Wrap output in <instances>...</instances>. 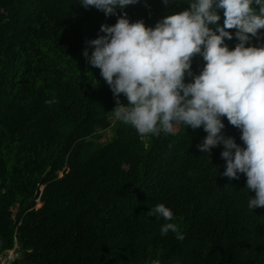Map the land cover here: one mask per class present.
I'll list each match as a JSON object with an SVG mask.
<instances>
[{"label": "trees", "instance_id": "obj_1", "mask_svg": "<svg viewBox=\"0 0 264 264\" xmlns=\"http://www.w3.org/2000/svg\"><path fill=\"white\" fill-rule=\"evenodd\" d=\"M188 7L139 0L123 11L154 26ZM120 14L77 0H0V264H264V206L247 207L243 173L222 175V145L203 154L202 127L141 135L115 119L113 94L82 52ZM203 64L195 54L193 74ZM159 203L171 220L147 215ZM166 223L184 239L162 235ZM11 248L19 255L9 262Z\"/></svg>", "mask_w": 264, "mask_h": 264}, {"label": "clouds", "instance_id": "obj_2", "mask_svg": "<svg viewBox=\"0 0 264 264\" xmlns=\"http://www.w3.org/2000/svg\"><path fill=\"white\" fill-rule=\"evenodd\" d=\"M77 2L105 16L121 10L114 24L100 25L102 35L86 42L93 46L91 54L87 48L82 52L100 69L113 94L115 119L141 135L172 133L177 125L202 127L206 135L196 147L209 155L211 147L222 145V175L239 179L243 173L247 207L264 206V43H250L252 37L264 36L258 31L264 29V0H186L188 8L163 16L154 26H146L143 19L130 22L123 11L139 0ZM175 2L162 0L165 6ZM233 37L238 42L229 48L225 40ZM195 54L204 61L198 74L191 69ZM186 76L191 77L187 82ZM222 118L240 130L243 146L225 135ZM154 214L165 220L173 216L163 203L147 213ZM169 230L184 239L175 223L160 229L162 235Z\"/></svg>", "mask_w": 264, "mask_h": 264}, {"label": "water", "instance_id": "obj_3", "mask_svg": "<svg viewBox=\"0 0 264 264\" xmlns=\"http://www.w3.org/2000/svg\"><path fill=\"white\" fill-rule=\"evenodd\" d=\"M43 179H44V177H43ZM43 179H42V181H40L39 182V184H38V186H37V190H36V193H35V195H34V197H35V199L36 200H39L40 199V197H41V195H42V191H43V188H44V184H43ZM41 206V205H40Z\"/></svg>", "mask_w": 264, "mask_h": 264}, {"label": "rangeland", "instance_id": "obj_4", "mask_svg": "<svg viewBox=\"0 0 264 264\" xmlns=\"http://www.w3.org/2000/svg\"><path fill=\"white\" fill-rule=\"evenodd\" d=\"M262 38H263V36H262ZM263 42H264V38H263ZM109 133H110V131H109ZM60 175H62V172H60ZM40 205H41V202L38 201L37 204H36V206L39 207ZM8 254H9L10 256H11L12 254H14V249H10V250L8 251ZM155 264H158V263H155Z\"/></svg>", "mask_w": 264, "mask_h": 264}, {"label": "built area", "instance_id": "obj_5", "mask_svg": "<svg viewBox=\"0 0 264 264\" xmlns=\"http://www.w3.org/2000/svg\"><path fill=\"white\" fill-rule=\"evenodd\" d=\"M8 251H9V250H8ZM8 251H7V253H8ZM17 256H18V252H16V251H15V248H14V254H12L11 256L8 254L9 261L14 260Z\"/></svg>", "mask_w": 264, "mask_h": 264}]
</instances>
